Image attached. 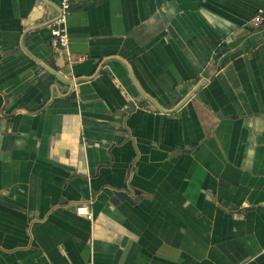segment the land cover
<instances>
[{"label": "crops", "instance_id": "1", "mask_svg": "<svg viewBox=\"0 0 264 264\" xmlns=\"http://www.w3.org/2000/svg\"><path fill=\"white\" fill-rule=\"evenodd\" d=\"M57 2L0 0V264H264V0Z\"/></svg>", "mask_w": 264, "mask_h": 264}, {"label": "built area", "instance_id": "2", "mask_svg": "<svg viewBox=\"0 0 264 264\" xmlns=\"http://www.w3.org/2000/svg\"><path fill=\"white\" fill-rule=\"evenodd\" d=\"M73 0H58L57 4V16L51 22V35H52V45L56 50H63L68 41V36L66 33V20L71 13ZM264 11L259 9L256 14L252 17L251 22L254 25L262 24ZM77 211L80 212L81 206L76 207ZM90 218V215H88Z\"/></svg>", "mask_w": 264, "mask_h": 264}, {"label": "water", "instance_id": "3", "mask_svg": "<svg viewBox=\"0 0 264 264\" xmlns=\"http://www.w3.org/2000/svg\"><path fill=\"white\" fill-rule=\"evenodd\" d=\"M57 4H58V2H57ZM47 68L49 69V70H52L53 71V67H48L47 66ZM202 85V83L200 82V83H198L188 94H186L184 97H183V99L173 108V110H176V109H178L180 106H182L190 97H191V95L192 94H194L195 92H196V90L200 87ZM141 93H142V95L145 97V98H147V99H149V100H151V101H153L152 99H151V97L150 96H148V95H146L143 91H141ZM114 195L117 197V198H120V199H126L127 201H130V197L129 196H127L124 192H122V191H116V192H114Z\"/></svg>", "mask_w": 264, "mask_h": 264}, {"label": "trees", "instance_id": "4", "mask_svg": "<svg viewBox=\"0 0 264 264\" xmlns=\"http://www.w3.org/2000/svg\"><path fill=\"white\" fill-rule=\"evenodd\" d=\"M263 18H264V14H263ZM263 23H264V21H263Z\"/></svg>", "mask_w": 264, "mask_h": 264}]
</instances>
